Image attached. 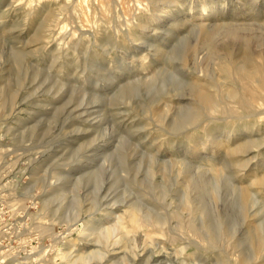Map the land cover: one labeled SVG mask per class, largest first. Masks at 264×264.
Instances as JSON below:
<instances>
[{
    "label": "rangeland",
    "instance_id": "rangeland-1",
    "mask_svg": "<svg viewBox=\"0 0 264 264\" xmlns=\"http://www.w3.org/2000/svg\"><path fill=\"white\" fill-rule=\"evenodd\" d=\"M158 1L0 0V100L8 80L15 94L14 102L0 108V204L24 215L11 218L28 228L13 236L16 241L22 243L28 232L36 235L35 259L22 262L110 264L107 259L125 255L130 264H240L239 257L254 263V230L248 226L264 221V113L244 117L249 110L241 98H264V1ZM204 7L216 12L200 20ZM204 24L215 28L214 57L206 56L198 33ZM240 38L249 41L252 55L244 68ZM192 79L210 91L209 108L191 95ZM154 103L163 108L158 117ZM186 114L197 118L184 123ZM244 142L252 145L238 156L228 152ZM213 181L220 186L215 196ZM245 189L250 198L243 203ZM51 190H59L51 208L58 206L60 215H41V222L51 224L41 234L30 213ZM185 195L204 213L184 211ZM131 207L165 223L131 224ZM190 216L198 227L206 220L213 229L186 232L178 222ZM2 217L5 222L7 215ZM75 222L77 230L61 239V229ZM220 225L230 237L219 233ZM21 259L0 253V263Z\"/></svg>",
    "mask_w": 264,
    "mask_h": 264
},
{
    "label": "bare ground",
    "instance_id": "bare-ground-1",
    "mask_svg": "<svg viewBox=\"0 0 264 264\" xmlns=\"http://www.w3.org/2000/svg\"><path fill=\"white\" fill-rule=\"evenodd\" d=\"M159 1H161V0H159ZM158 1V2H159ZM206 1V0H205ZM262 1H264V0H262ZM162 2H163V0H162ZM186 2V1H185ZM227 2V1H226ZM258 2H259V0H258ZM228 3V2H227ZM230 3V2H229ZM260 3V2H259ZM138 4V3H137ZM156 4V3H155ZM163 4V3H162ZM172 4V3H171ZM206 4V3H205ZM243 4V3H242ZM253 4V3H252ZM255 4V3H254ZM140 5V4H139ZM138 5V6H139ZM144 5V4H143ZM148 5V4H147ZM158 5V4H157ZM164 5V4H163ZM176 4H174V6H175ZM203 5V4H202ZM209 5H211V4H209ZM216 5V4H215ZM244 5V4H243ZM251 5V4H250ZM260 5H262V4H260ZM156 6V5H155ZM159 6H161V5H159ZM165 6H167V5H165ZM164 6V7H165ZM204 6V5H203ZM203 6H201V7H203ZM221 6V5H220ZM225 6V5H224ZM223 6V7H224ZM252 6V5H251ZM195 7V6H194ZM197 7V6H196ZM195 7V8H196ZM209 7V6H208ZM214 7V6H213ZM226 7V6H225ZM127 8V7H126ZM139 8H142V7H139ZM174 8V7H173ZM172 8V9H173ZM227 8V7H226ZM238 8V7H237ZM241 8V7H240ZM253 8V7H252ZM156 9H157V7H156ZM165 9H166V7H165ZM165 9H163V10H165ZM216 8H214V10L212 11V9H210V10H208L206 7H204L203 8V10H202V12L199 14V19L200 20H202V19H204V20H206L205 18H208V17H210V16H212L215 12H216V10H215ZM233 9V8H232ZM260 9V8H259ZM103 10V9H102ZM144 10H145V8H144ZM167 10V9H166ZM174 10V9H173ZM192 10H193V8H192ZM195 10H197V9H195ZM264 10V9H263ZM148 11H150V10H148ZM191 11V10H190ZM194 11V10H193ZM251 11H253V9H251ZM255 11V10H254ZM70 12H72V11H70ZM134 12H136V11H134ZM139 12H140V10H139ZM142 12V11H141ZM147 12V11H146ZM153 12H154V8H153ZM160 12H161V10H160ZM197 12V11H196ZM250 12V11H249ZM137 13V12H136ZM149 13H152V12H149ZM156 14L158 13V12H155ZM146 14V13H145ZM154 14V13H153ZM159 14V13H158ZM161 15H162V13H160ZM191 14H192V12H191ZM260 14V13H259ZM144 15V14H143ZM148 15H150V14H148ZM221 15V14H220ZM127 16H129V15H127ZM131 16V15H130ZM163 16V15H162ZM222 16V15H221ZM157 17H158V15H157ZM160 17V16H159ZM164 17V16H163ZM186 17V16H185ZM196 17V16H195ZM213 17V16H212ZM128 18H130V17H128ZM144 18V17H143ZM150 19H151V17H149ZM156 18V17H155ZM197 18V17H196ZM86 19V18H85ZM145 19H147L148 20V17L147 18H144V20ZM149 19V20H150ZM96 20V19H95ZM142 20V19H141ZM152 20V19H151ZM150 20V21H151ZM194 20V19H193ZM133 21H135V20H133ZM149 21V22H150ZM208 21V20H207ZM215 21V20H214ZM136 22V21H135ZM151 23V22H150ZM160 23V22H159ZM194 23V22H193ZM200 23V22H199ZM203 23H205V21L203 22ZM146 24H149L148 22L146 23ZM67 25V24H66ZM217 25V24H216ZM221 25V24H220ZM222 26V25H221ZM143 27V26H142ZM138 28V27H137ZM146 28V27H145ZM142 29V28H141ZM198 33H200V34H202L203 35V48H205V54H206V56H212L213 55V57H214V55L216 54V48H217V45H216V43L214 42V39L212 38V37H214L213 35H214V32H213V30L215 29V28H211V29H209L207 26H206V24H204V25H200L198 28ZM143 30V29H142ZM227 30V32L234 38H236L237 36H238V31H237V28L236 29H232V28H228V29H226ZM125 31V30H124ZM144 31V30H143ZM226 32V31H225ZM198 35V34H197ZM37 37V36H36ZM239 37V36H238ZM64 39H65V37H63ZM73 39V38H72ZM122 40V39H121ZM238 43V42H237ZM76 44V43H75ZM232 44V43H231ZM234 45H236L235 43H234ZM77 46V45H76ZM75 46V47H76ZM237 46V45H236ZM238 49L240 50V53L239 54H242L243 55V59H244V61H243V63H241V65H242V67L244 68L245 66H247V65H249L250 64V62H251V51H250V46H249V41H247L245 38H240V44H239V46H238ZM14 51V50H13ZM195 52V51H194ZM14 53H15V51H14ZM106 53V52H105ZM160 54V53H159ZM174 54V53H173ZM172 54V55H173ZM194 54V53H193ZM14 55H16V53L14 54ZM64 55V54H63ZM66 55V54H65ZM185 56V55H184ZM198 56V55H197ZM216 56V55H215ZM21 57V56H20ZM22 58V57H21ZM93 58V57H92ZM168 58V57H167ZM184 58H182V60H183ZM186 59V58H185ZM192 59V58H191ZM23 60V59H22ZM21 61V60H20ZM186 61H187V59H186ZM188 62H189V60H188ZM187 62V63H188ZM184 63V62H183ZM186 63V64H187ZM241 65H240V67H241ZM187 66V65H186ZM229 72V71H228ZM243 72V71H242ZM263 73H264V71H262ZM230 73V72H229ZM244 73H245V71H244ZM249 73H250V71H249ZM255 73H258V72H255ZM259 73H260V71H259ZM249 75V74H248ZM250 75H251V73H250ZM253 75H254V73H253ZM264 75V74H263ZM200 76V75H199ZM194 77V76H193ZM261 77V76H260ZM264 78V77H263ZM13 79V78H12ZM196 79V78H195ZM257 79V78H256ZM193 80V79H192ZM227 80V79H226ZM7 81V80H6ZM261 81H264L263 79H261ZM260 81V82H261ZM14 82V81H13ZM13 82H11L10 80H8V82H6V87H5V90H4V92L1 94L2 96H1V100H0V108H2V107H4V106H6V105H8V104H11L12 102H14V99H15V94H14V90L12 89V85H13ZM5 83V82H4ZM226 83V82H225ZM224 83V85H226ZM190 84V83H189ZM263 84V83H262ZM222 85V84H221ZM227 85H229V84H227ZM258 85V84H257ZM257 85H256V88H258L257 87ZM126 86V85H125ZM191 86H192V88H191V91H190V93H191V95H193L198 101H200L201 103H203L204 105H206V106H208V108H209V106L210 105H212V101H211V96H210V91L208 90V89H206V87H205V85L203 84H200L199 82H197L196 80H193L192 81V83H191ZM229 86H231V85H229ZM260 86V85H259ZM228 87V86H227ZM262 87V86H261ZM227 89V88H226ZM230 89V88H229ZM232 89V88H231ZM262 89V88H261ZM49 90V89H48ZM258 91V90H257ZM256 91V93H258ZM264 91V90H263ZM226 92V91H225ZM259 92H261V91H259ZM233 93H235V91L233 92ZM225 94H227V92L225 93ZM229 94H231L230 93V91H229ZM254 94V93H253ZM17 95V94H16ZM250 95H252V94H250ZM254 95H256V94H254ZM262 96H263V94H261ZM230 96V95H229ZM234 96V95H233ZM239 96V95H238ZM248 96V95H247ZM17 97V96H16ZM221 97V96H220ZM219 97V98H220ZM227 97V96H226ZM231 97V96H230ZM253 97H255V96H253ZM264 97V96H263ZM231 99V98H230ZM179 100V99H178ZM196 100V101H197ZM219 100V99H218ZM97 101V100H96ZM180 101V100H179ZM244 103V107L246 106V108H247V111H248V113H246L245 114V116L244 117H251V116H255V115H257V114H259V113H262V116H263V113H264V107H263V110H261V111H259V109H258V107H262V106H264V98H262V97H256V98H252V96L251 97H246L245 98V96L243 97L242 96V98H241V103ZM97 103V102H96ZM225 104V103H224ZM237 104V103H236ZM79 105V104H78ZM200 105V104H199ZM214 105V104H213ZM221 105V104H220ZM240 105V104H239ZM163 106H165V104L163 105ZM215 106V105H214ZM242 106V105H241ZM153 108H154V114H156V116L158 117L159 116V112H160V110H162L163 108L162 107H160L159 105H158V103L156 104V103H154V105L152 106ZM216 107H218V106H216ZM236 107V106H235ZM234 107V108H235ZM12 108V107H11ZM162 108V109H161ZM166 108V107H165ZM76 109V108H75ZM168 109V108H167ZM212 109V108H211ZM215 109V108H214ZM190 110V109H189ZM203 110V109H202ZM228 110H229V108H228ZM238 110V109H237ZM71 111H72V109H71ZM74 111V110H73ZM80 111V110H79ZM241 111H242V109H241ZM17 112V111H16ZM21 112V111H20ZM84 112V111H83ZM86 113L85 114H87V111H85ZM169 112V111H168ZM183 112H185V111H183ZM187 112V111H186ZM220 112V111H219ZM226 112V111H225ZM245 112V111H244ZM25 113V112H24ZM73 113V112H72ZM181 113V112H180ZM188 113V112H187ZM210 113V112H209ZM208 113V114H209ZM78 114V113H77ZM166 114H168L167 112H166ZM174 114H176V113H174ZM178 114V113H177ZM182 114H184V113H182ZM212 114V113H211ZM244 114V113H243ZM19 115V114H18ZM70 115V114H69ZM82 115H83V113H82ZM180 115V114H179ZM187 115V114H186ZM197 115V114H196ZM260 115V114H259ZM228 116V115H227ZM160 117H162V116H160ZM182 117H183V115H182ZM197 117H195V116H192V115H187L186 116V118L184 119V123H189L188 121H195V119H196ZM237 118V117H236ZM258 118V117H257ZM73 119V118H72ZM160 119V118H159ZM259 120V119H258ZM242 121V120H241ZM240 121V122H241ZM245 121V120H244ZM238 122V121H237ZM256 125V124H255ZM181 127V125H177V127ZM193 126V125H192ZM249 126V125H248ZM204 129V128H203ZM71 131H73V130H71ZM70 131V132H71ZM244 131V130H243ZM238 132V131H237ZM242 132V131H241ZM240 132V133H241ZM245 132V131H244ZM248 132V131H247ZM248 134V133H247ZM241 136V135H240ZM248 140V139H247ZM101 141V140H100ZM212 141V140H211ZM249 141V140H248ZM104 142V141H103ZM212 142H214V141H212ZM216 143V142H215ZM219 143V142H218ZM226 143V142H225ZM237 143V142H236ZM100 144V143H99ZM222 144H224V143H222ZM227 144V143H226ZM101 145H102V143H101ZM107 145V144H106ZM217 145V144H216ZM215 145V146H216ZM251 145H252V143L251 142H244V143H242V144H238V145H235V146H233L232 148H229V153H231V154H236V153H238V152H240V151H242V150H246L247 148H250L251 147ZM232 146V145H231ZM255 146H257V145H255ZM100 147V146H99ZM221 147H222V145H221ZM95 148V147H94ZM219 148V147H218ZM223 148V147H222ZM227 148V147H226ZM254 148V147H253ZM259 148V147H258ZM96 149V148H95ZM225 149V148H224ZM97 151V150H96ZM225 151H226V149H225ZM95 152V151H94ZM227 152V151H226ZM225 152V153H226ZM245 152V151H244ZM247 152V151H246ZM157 154V153H156ZM160 154V153H159ZM239 154V153H238ZM237 155V154H236ZM95 156V155H94ZM99 156V155H98ZM238 156V155H237ZM153 157V156H152ZM154 157H155V155H154ZM153 157V158H154ZM156 158V157H155ZM241 158V157H240ZM249 158V157H248ZM149 159V158H148ZM80 160V159H79ZM150 160V159H149ZM236 160H237V158H236ZM238 160H239V158H238ZM154 161H155V159H154ZM189 161V160H188ZM241 161V160H240ZM156 162H158V161H156ZM173 162V161H172ZM183 162V161H182ZM181 162V163H182ZM163 163V162H162ZM140 164V163H139ZM155 165V164H154ZM235 165V164H234ZM238 165V164H237ZM248 165V164H247ZM78 166H80V165H78ZM140 166V165H139ZM150 166V165H149ZM160 166V165H159ZM163 166H165V165H163ZM183 166H184V164H183ZM189 166V165H188ZM157 167V166H156ZM213 166L211 165V168H212ZM79 168V167H78ZM77 168V169H78ZM81 168V167H80ZM184 168V167H183ZM187 168V167H186ZM191 168H192V166H191ZM215 168V167H214ZM236 168H238V166L236 167ZM244 168V167H243ZM242 168V169H243ZM143 169V168H142ZM166 169V168H165ZM165 169H163V170H165ZM199 169V168H198ZM213 169V168H212ZM239 169H240V167H239ZM80 170V169H79ZM148 170V169H147ZM178 170V169H177ZM192 170V169H191ZM123 171V170H122ZM143 171V170H142ZM182 171V170H181ZM187 171V170H186ZM189 171V170H188ZM198 171V170H197ZM201 171L202 170H199V173L198 172H195V173H198V174H200L201 173ZM80 172V171H79ZM149 172V171H148ZM148 172L147 173H145V175L147 176V174H148ZM159 172V171H158ZM204 172V171H203ZM117 173H119V172H116V175H117ZM179 173V172H178ZM181 173H183V172H181ZM191 173V172H190ZM194 173V172H193ZM194 173V174H195ZM205 173V172H204ZM236 174V173H235ZM250 174V173H249ZM260 174V173H259ZM167 175H169L168 173H167ZM192 175V174H191ZM201 175V174H200ZM243 175V174H242ZM254 175H255V173H254ZM174 176V175H173ZM177 176V175H176ZM194 175H192V177H193ZM201 176H203V175H201ZM256 176V175H255ZM255 176H253V177H255ZM259 176H261V174L259 175ZM258 176V177H259ZM112 177V175L110 176V178ZM115 176H113L112 178H114ZM122 177V176H121ZM120 177V178H121ZM125 177V176H124ZM139 177V176H138ZM205 177V176H204ZM207 177L208 176H206V178H205V180L207 179ZM111 178V179H112ZM135 178H137V176L135 177ZM146 178V177H145ZM172 178V177H171ZM170 178V179H171ZM202 178V177H201ZM184 178H182V180H183ZM187 179V178H186ZM144 180V179H143ZM111 181V180H110ZM113 181V180H112ZM132 181H135V180H132ZM151 181V180H150ZM150 181H148V182H150ZM260 182H262V181H264L263 179L261 180H259ZM137 182V181H136ZM146 182H147V180H146ZM148 182H147V185H148ZM191 182H194V181H191ZM207 182H208V180H207ZM259 182V183H260ZM134 183V182H133ZM172 183V182H171ZM195 183V182H194ZM214 183V181L212 182V184ZM252 183H253V181H252ZM173 184V183H172ZM188 184V183H187ZM196 184H197V182H196ZM202 184H203V181L201 180V183H199V185H201L202 186ZM205 184V183H204ZM203 184V185H204ZM207 184V183H206ZM211 184V185H212ZM227 184V183H226ZM52 185V184H51ZM150 185H151V183H150ZM169 185V184H168ZM171 185V184H170ZM250 185V184H249ZM149 186V185H148ZM172 186V185H171ZM191 186V185H190ZM197 186V185H196ZM218 186V183L217 184H215L214 183V185L212 186V193H214L213 195L215 196V194L217 193V188L219 189V187H217ZM255 186V185H254ZM260 186V185H259ZM41 187H43V185L41 186ZM149 187H151V186H149ZM157 187H158V185H157ZM160 187H161V185H160ZM168 187V186H167ZM195 187V186H194ZM209 187V186H208ZM211 187V186H210ZM217 187V188H216ZM45 188V187H44ZM204 188V187H203ZM207 188V187H206ZM41 189V188H40ZM159 189V188H158ZM174 189H176L175 188V186H174ZM190 189V188H189ZM205 189V188H204ZM258 189V188H257ZM263 189H264V187H263ZM153 190V189H152ZM156 190V189H155ZM180 190V189H179ZM206 190V189H205ZM160 191H161V189H160ZM186 191H187V188H186ZM189 191V190H188ZM219 191V190H218ZM261 191V190H260ZM264 191V190H263ZM59 190H51V191H48V192H46L45 194H43L42 196L43 197H39V200H40V208L39 209H37L33 214L32 213H30L29 211V213L31 214V216H32V219L33 220H35V223H33V226L35 227V228H37L36 230H38L41 234L42 233H44V232H48V231H50V225L51 224H46V223H43V222H41V215H47V214H51V215H55V217H58L59 215H60V210H59V207L57 206L56 208H51V203L53 202V200L54 199H58V198H60L59 197ZM150 192H151V189H150ZM174 192V191H173ZM200 192V191H199ZM237 192V191H236ZM149 193V192H148ZM263 193V192H262ZM145 194V193H144ZM160 194V193H159ZM164 194V193H163ZM173 194V193H172ZM180 193H178V195H179ZM202 194V193H201ZM204 194H206V193H204ZM239 194V193H238ZM105 195H107L106 193H105ZM177 195V194H176ZM184 195V194H183ZM209 195V194H208ZM217 195V194H216ZM18 196H20V195H18ZM151 196V195H150ZM181 196H182V194H181ZM213 196V197H214ZM260 196V195H259ZM104 197V196H103ZM147 197V196H146ZM153 197V196H152ZM167 197V196H166ZM190 197V196H189ZM196 197V196H195ZM258 197V196H257ZM4 198H6V197H4ZM7 198H9L10 199V197H7ZM16 198V197H15ZM107 198V197H106ZM163 198H164V196H163ZM172 198H174V197H172ZM211 198V197H210ZM249 198H250V194H249V191L247 190V189H245L244 191H242L241 192V197H240V199H239V197H238V199L240 200V201H242L243 203H246L248 200H249ZM104 199V198H103ZM167 199V198H166ZM193 199H195V198H193ZM197 199H198V196H197ZM209 199V198H208ZM253 199V198H252ZM171 201V200H170ZM200 200H198V202H199ZM239 201V202H240ZM158 202V201H157ZM189 202V203H188ZM201 202V201H200ZM234 202V201H233ZM241 202V203H242ZM139 203V202H138ZM159 204H160V202H158ZM157 203V204H158ZM164 204H165V202H163ZM163 203H162V205H163ZM168 203V202H167ZM2 204H4L5 205V209H7L8 210V205H7V203H2ZM126 204V203H125ZM125 204H123V205H125ZM156 204V206H158ZM174 204H176V203H174ZM196 204V203H195ZM200 204V203H199ZM203 204V203H202ZM249 204H251V203H249ZM248 204V205H249ZM259 204V203H258ZM139 205V204H138ZM137 205V206H138ZM141 206H142V204H140ZM161 205V204H160ZM182 207L184 208V211H187L190 215L191 214H195V213H197V212H199V213H197L198 215H200V214H203L204 213V211H205V209L203 210L200 206H198L197 204V207H195V206H193L192 204H191V202L189 201V198H187L186 197V195L184 196V198H182ZM151 206H153V205H151ZM167 206V205H166ZM165 206V207H166ZM242 206V205H241ZM253 205H250V207H252ZM126 207V206H125ZM140 207V206H139ZM117 208V207H116ZM127 208H129V207H127ZM138 209H140L141 210V208H138ZM157 209H159V208H157ZM172 209V208H171ZM216 209V208H215ZM245 209V208H244ZM35 210V209H34ZM128 210V209H127ZM241 210V209H240ZM245 210H247V208L245 209ZM131 213H130V218H129V220H131L132 221V223L131 224H133L134 222H138V223H142V222H145L147 225H150V227L151 226H162L164 223H165V219L161 216H154V215H151L150 213H149V211L148 212H140V213H138L137 211H135L134 210V208H132L131 207ZM165 211V210H164ZM163 211V212H164ZM170 211V210H169ZM154 212V211H153ZM160 212V211H159ZM247 212V211H246ZM8 213H10V214H12V215H15V216H17L19 219L21 218H24V215L22 216L21 214V211H16L15 213H12V212H9V210H8ZM107 213V212H106ZM156 214H157V212H155ZM165 213H167V212H165ZM160 214V213H159ZM170 214V213H169ZM209 214V213H208ZM242 214H243V212H242ZM181 214L180 213H173V216H180ZM185 215H187V214H185ZM207 215V214H206ZM246 215H250V214H246ZM254 216L255 214H251V216ZM257 215V214H256ZM184 216V215H183ZM195 216V215H194ZM197 216V215H196ZM195 216V217H196ZM258 216V215H257ZM256 216V217H257ZM69 216H68V214L66 213V218H68ZM182 217V216H181ZM208 217V216H207ZM244 217V216H243ZM249 217V216H248ZM260 217V216H259ZM183 218V217H182ZM246 218V217H245ZM250 218V217H249ZM248 218V219H249ZM252 218V217H251ZM251 218H250V220H251ZM172 219V218H171ZM203 219H205V218H203ZM207 219V218H206ZM186 220V219H185ZM211 220V219H210ZM213 220V219H212ZM246 220V219H245ZM256 220V219H255ZM130 221V222H131ZM184 221V220H183ZM202 221V220H201ZM221 221V220H220ZM200 222V221H199ZM246 222H247V220H246ZM13 223V225H11ZM12 223H10V224H6L5 226H3V227H0V234H2V235H5L6 237H8V238H12L11 237V235L12 236H16L18 233H20V231H22V230H20V229H24L25 228V226H27V224H25V222H24V225L22 224L21 226H19L18 224H17V222H15V220H13L12 221ZM76 223L77 222H75L74 224H71V225H68V226H66L65 228H62L61 229V232H60V234L59 235H63L62 237H61V239H69L68 237L73 233V232H75L76 230H77V226H75L74 228H73V226L74 225H76ZM217 223V222H216ZM219 223V222H218ZM249 223V222H248ZM143 224V223H142ZM141 224V225H142ZM200 224V223H199ZM209 224H210V222H209ZM208 224V222L206 221V220H204V222L202 221L201 222V225L198 227V225L197 224H195L194 223V219L193 218H191V216H190V218L189 219H187V221L185 222H178V226L180 227V228H182V229H184L186 232H193V231H198L199 229H205V230H207V231H210L211 230V224L209 225ZM8 225H10V226H8ZM36 225V226H35ZM136 225H138V224H136ZM172 225H173V223H172ZM226 225V224H225ZM168 226V225H167ZM169 226H171V225H169ZM31 227V226H30ZM141 227H143V226H141ZM173 227V226H172ZM2 228H5V230H3ZM12 228H13V230H12ZM16 228H18V229H16ZM149 228V227H148ZM162 228V227H161ZM248 228H249V230H254L253 231V239H252V246L254 247V250H253V256H255L254 257V259H255V261H254V263L253 264H264V262H261V261H259V259H261V255H262V253H260L261 251H260V249L261 250H263L264 249V221L262 222V223H258V224H254V222H250L249 223V226H248ZM16 229V230H15ZM25 229H28V228H25ZM141 229H144V228H141ZM151 229V228H150ZM170 229V228H169ZM213 229V228H212ZM218 229H219V233L220 234H225V235H228V232L225 230V228H224V226L223 225H220L219 227H218ZM164 230V229H163ZM181 230V229H180ZM228 230V229H227ZM234 230V229H233ZM232 230V231H233ZM28 231V230H27ZM153 231V230H152ZM151 231V232H152ZM159 231V230H158ZM229 231V230H228ZM231 231V230H230ZM147 232H149V231H147ZM162 232V231H161ZM175 232V231H174ZM181 232V231H180ZM183 232V231H182ZM200 232L201 233H204V231L202 232L201 230H200ZM215 232V231H214ZM247 232V231H246ZM250 232V231H249ZM249 232H247V233H249ZM162 233H164V231L162 232ZM166 233V232H165ZM184 233V232H183ZM212 233V232H211ZM231 233V232H230ZM245 233V232H244ZM167 234V233H166ZM205 234V233H204ZM204 234H203V236H204ZM209 234H210V232H209ZM252 234V233H251ZM168 235V234H167ZM202 235V234H201ZM231 235V234H230ZM249 235H250V233H249ZM249 235H247V236H249ZM211 236V235H210ZM220 236V235H219ZM229 236V235H228ZM251 236V235H250ZM35 237H36V235H35V233L34 232H28V234H27V236H26V238H23L24 239V241H22V243H20L19 241H16V239L15 238H12V239H14V242H15V246L14 247H11L10 249H8V250H6V251H4V253H14V248H16L17 250L20 248V246H22V248L23 247H25V245H28L29 243L31 244V248H30V250H31V252H30V255H26L25 257H23V258H26V259H29L30 257H32V260L33 259H35V254L37 253L36 252V247L33 245V240H35ZM59 237V238H60ZM199 237H201V236H199ZM211 237H213V236H211ZM211 237H209V238H211ZM214 237H215V235H214ZM213 237V239H215ZM218 237V236H217ZM222 237V236H221ZM224 237V236H223ZM227 237V236H226ZM230 237V236H229ZM246 237V236H245ZM208 238V237H207ZM208 238V239H209ZM56 239V238H55ZM189 239H190V237H189ZM205 239V238H204ZM231 239H232V237H231ZM246 239H248V238H246ZM249 239H250V237H249ZM60 240V239H59ZM170 240V239H169ZM219 240H221V238L219 239ZM227 240V239H226ZM230 239H228L227 241H229ZM10 241V240H9ZM57 241V240H56ZM211 241V240H210ZM224 241V240H223ZM239 242V241H238ZM187 243V242H186ZM214 243V242H213ZM231 243H233V242H230V244ZM8 244H11V242H8ZM212 244V243H211ZM211 244H208V245H211ZM214 244H217V243H214ZM219 244V243H218ZM224 243H222V245H223ZM250 244V243H249ZM17 245V246H16ZM201 245H202V243H201ZM48 246H50V245H48ZM192 246V245H191ZM194 246V245H193ZM214 245H212L211 247H213ZM219 246V245H218ZM238 246V245H237ZM215 247V246H214ZM195 248V247H194ZM198 248H199V246H198ZM227 248V247H226ZM228 248H230V247H228ZM251 248V247H250ZM48 249H50V247H47L46 248V250H48ZM193 249V248H192ZM201 249H202V247H201ZM208 249H210V248H208ZM232 249V248H231ZM195 250V249H194ZM205 250H207V249H205ZM207 252V251H206ZM208 252H210V251H208ZM259 252V253H258ZM118 253V252H117ZM114 254H116V253H114ZM194 257V256H193ZM245 257H247V256H245ZM252 257V256H251ZM238 259H240L239 260V262H240V264H249L248 263V260L247 259H251V258H247L246 260H247V262H246V260L243 258V257H239ZM111 260H113L112 262H111ZM156 261V260H155ZM253 261V260H252ZM25 262H27V263H29V261H25ZM25 262H22V263H25ZM106 262L107 263H109V262H111L110 264H130V263H128V258H126L125 257V255H122V256H113V257H111V258H109V259H107L106 260ZM232 262V261H231ZM236 262V261H235ZM32 263H34V262H32ZM31 263V264H32ZM45 263H50V264H53L51 261H44L43 263H40V264H45ZM55 264V263H54Z\"/></svg>",
    "mask_w": 264,
    "mask_h": 264
},
{
    "label": "built area",
    "instance_id": "built-area-1",
    "mask_svg": "<svg viewBox=\"0 0 264 264\" xmlns=\"http://www.w3.org/2000/svg\"><path fill=\"white\" fill-rule=\"evenodd\" d=\"M2 215H7V220L5 222L2 221V219H5V217H2ZM11 218H13L12 214L8 213V210L5 209V205L1 203L0 204V227L5 226L6 224L12 223L13 219H11ZM11 225H13V223ZM8 226H10V225H8ZM2 229L5 230V228H2ZM12 230H13V228H12ZM0 235H1V238H2V234H0ZM11 237L14 238L12 235H11ZM4 238L7 239V241H4V240L0 239V250H1L0 253H2L3 251H6V250L10 249L11 247L15 246L14 239L8 238V237H4ZM8 239H10V241H8ZM8 242H11V244H8ZM33 242H35V240H33ZM30 246H31V244L29 243L28 245H25V249L17 250L16 248H14V254L12 253V257L13 258L16 257V258H20L21 259V258L25 257L26 255H30V252H31V250H30L31 247ZM22 261L23 260L21 259V262ZM10 263H12V261L8 260V261H1L0 264H10ZM12 264H28V263L27 262H25V263H17L15 261H13ZM45 264H50V263H45Z\"/></svg>",
    "mask_w": 264,
    "mask_h": 264
}]
</instances>
